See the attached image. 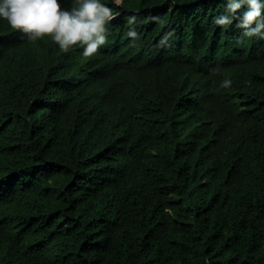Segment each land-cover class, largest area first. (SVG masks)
<instances>
[{"label":"trees","instance_id":"obj_1","mask_svg":"<svg viewBox=\"0 0 264 264\" xmlns=\"http://www.w3.org/2000/svg\"><path fill=\"white\" fill-rule=\"evenodd\" d=\"M225 3L110 5L90 57L0 20V264H264V38Z\"/></svg>","mask_w":264,"mask_h":264},{"label":"clouds","instance_id":"obj_2","mask_svg":"<svg viewBox=\"0 0 264 264\" xmlns=\"http://www.w3.org/2000/svg\"><path fill=\"white\" fill-rule=\"evenodd\" d=\"M123 3L124 0H70L64 6L62 0H0V20L29 40L48 35L61 50L79 48L83 56L90 57L106 43L108 25L118 15L110 5ZM233 22L244 37L264 38V0H226L224 12L215 18V23L227 27ZM136 24V17H130L126 34L133 40L139 35ZM231 83L225 78L221 86Z\"/></svg>","mask_w":264,"mask_h":264}]
</instances>
